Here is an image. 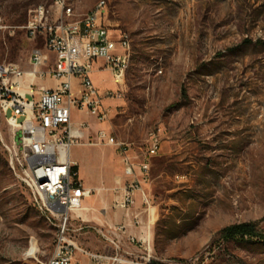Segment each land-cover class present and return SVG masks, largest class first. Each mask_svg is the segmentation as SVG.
<instances>
[{"label":"rangeland","instance_id":"1","mask_svg":"<svg viewBox=\"0 0 264 264\" xmlns=\"http://www.w3.org/2000/svg\"><path fill=\"white\" fill-rule=\"evenodd\" d=\"M56 1L0 0L3 63L30 69L43 38L29 39L23 26L39 4L57 14ZM98 1L68 0L75 12L68 19L83 17ZM106 1V23L132 40L126 85L110 101L111 129L139 157L152 132L160 129L162 136L141 213L133 217L151 234L150 251L140 254L149 264H264V239L219 234L245 221L264 231V0ZM98 80L104 90H118L108 72ZM75 119L87 120L93 135L108 129L86 112H75ZM86 143L93 144L92 136L73 145V157L81 176L97 182L99 164L109 168L110 157L119 156L110 144ZM25 167L19 127L0 98V264H43L57 244L58 227L35 203ZM125 178L117 173L112 185L102 186L112 196L115 222L127 212L114 203V187ZM91 230V244L82 245L114 254L109 240Z\"/></svg>","mask_w":264,"mask_h":264},{"label":"built area","instance_id":"2","mask_svg":"<svg viewBox=\"0 0 264 264\" xmlns=\"http://www.w3.org/2000/svg\"><path fill=\"white\" fill-rule=\"evenodd\" d=\"M58 12L39 4L29 15L24 29L29 39L43 43L33 48L32 67L23 69L17 63H3L0 54V98L4 112L13 125L19 127L20 144L24 149L26 167L23 181L34 201L58 227L59 236L52 256L43 264H79L77 254L97 261V264H149V258H125L118 242L104 232L101 234L115 244L114 254L94 253L81 246L70 235L74 211L82 208L83 198L93 190L84 185L78 163L71 157V148L79 143L90 127L88 121H73V110L86 111L100 122L111 124L112 109L106 98L121 96L125 63L132 56V40L126 31L115 34L106 23L108 4L100 0L87 12L81 23H68L75 15L68 0H57ZM50 52L56 54L52 63ZM103 60L112 73L118 90L103 92L95 82V63ZM60 79L55 88L36 83L38 77ZM78 80L79 88L74 87ZM37 92L39 94L36 98ZM24 117L23 121H19ZM93 143L118 147L124 166L125 179L114 187L115 206L129 209L138 194L146 197L145 182L149 179L152 159L162 147L161 131L150 134L141 157L134 155L129 144L117 138L109 129L101 128Z\"/></svg>","mask_w":264,"mask_h":264},{"label":"crops","instance_id":"3","mask_svg":"<svg viewBox=\"0 0 264 264\" xmlns=\"http://www.w3.org/2000/svg\"><path fill=\"white\" fill-rule=\"evenodd\" d=\"M50 57L52 63H54L56 59V54L54 52H50ZM104 72H108L112 77L111 71L104 67V61L103 60L97 61L95 63V71L93 73V77L95 82L99 85L100 89L103 92H105L108 89L104 90V88L100 86L98 79L99 76ZM60 82H61L60 79L51 76H46L44 78L38 77L36 79L37 84L44 85L48 88H55L59 85ZM74 87L76 90L79 88L78 80H74ZM38 96L39 94L37 92L36 98H38ZM112 99L113 98H106L107 105L110 106V101ZM77 111H81V110L78 109L73 110L74 122H79L83 120V119H79V120L75 119V112ZM82 112H86V111H82ZM86 114L91 115L88 112H86ZM111 126H112L111 124H108V129L111 132H113V134H115L118 139H120L119 136L114 132V130L111 129ZM98 131H96L95 135H93L91 133V130L88 128L86 130L84 138L91 139L92 136V139L94 140L97 138ZM98 144L101 143H93V144L86 143L85 145L90 147H96V145ZM112 147L115 149V152H117L119 156L118 147L116 145H112ZM130 150H132L131 147ZM71 157L73 160H75L78 163L79 175L84 185L88 188H91L93 192L91 193L90 196L83 198L82 208L73 212L70 235L80 245H82L85 242L91 244V242L87 241V237L91 236V232H92L91 228H95L97 229V231L104 232L112 240L118 242L123 257L129 258V256H131L130 259L143 257L144 255L140 253L143 252L144 250H147L149 252L151 249V234L147 229V227L135 226L133 219L134 215L137 216L139 215V213H141L138 206L142 204L143 201L142 195L138 194L137 200L134 204L135 206L133 205L129 209H127L126 216L123 219H120L119 221L115 222L112 212L109 210V205H108V203L112 199V196L109 195L108 197H106L105 192L102 191L104 190V187H102L103 185L105 186L112 185L113 179L117 173H124V166L121 162L120 156H119V160H114V158L110 157L111 160L109 162V166H110L109 168L108 166H106L107 164L106 161L103 163L101 162L99 164V166L101 165V167L99 171V180H97V182H94V180L93 181L90 180V178L85 179L83 176H81L80 164L78 159L73 157L72 148H71ZM93 223H97V225L98 224L99 225L96 226ZM100 225H104L106 229L102 228V226ZM108 244L112 246L116 252L115 244L110 241L108 242ZM77 258L79 264H91L92 261L91 257L85 256L80 253L77 254Z\"/></svg>","mask_w":264,"mask_h":264},{"label":"trees","instance_id":"4","mask_svg":"<svg viewBox=\"0 0 264 264\" xmlns=\"http://www.w3.org/2000/svg\"><path fill=\"white\" fill-rule=\"evenodd\" d=\"M219 234L225 239L238 237H255L264 239V231L259 228V222L257 221H245L226 226L219 231ZM152 264L159 263L155 261L152 262Z\"/></svg>","mask_w":264,"mask_h":264},{"label":"bare ground","instance_id":"5","mask_svg":"<svg viewBox=\"0 0 264 264\" xmlns=\"http://www.w3.org/2000/svg\"><path fill=\"white\" fill-rule=\"evenodd\" d=\"M99 4H100V0L97 2L96 5H99ZM69 8H72V7L69 6ZM69 16H71V15H69ZM83 17H87V13ZM83 17H81L79 19H76V20H70V19H68V23H81V20H83ZM131 57L132 56H129V60H127V62L125 63V67L123 69V81L124 82H125V79H126L127 71L129 70V67H130V64H131ZM14 126H17V125H14Z\"/></svg>","mask_w":264,"mask_h":264}]
</instances>
